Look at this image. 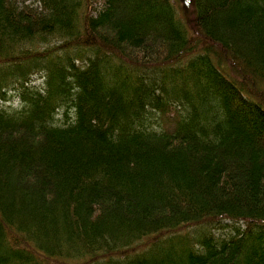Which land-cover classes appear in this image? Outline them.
Returning <instances> with one entry per match:
<instances>
[{
	"label": "trees",
	"instance_id": "trees-1",
	"mask_svg": "<svg viewBox=\"0 0 264 264\" xmlns=\"http://www.w3.org/2000/svg\"><path fill=\"white\" fill-rule=\"evenodd\" d=\"M190 2L0 0V264H264V0Z\"/></svg>",
	"mask_w": 264,
	"mask_h": 264
},
{
	"label": "rangeland",
	"instance_id": "rangeland-1",
	"mask_svg": "<svg viewBox=\"0 0 264 264\" xmlns=\"http://www.w3.org/2000/svg\"><path fill=\"white\" fill-rule=\"evenodd\" d=\"M174 1V3H175V8H176V10L178 11V12H181L182 13V16H183V12H182V10L184 11V13H186V15L189 17V12L190 11H192V6H191V0H173ZM189 2V3H188ZM177 15H178V13H177ZM179 16V15H178ZM189 19H190V17H189ZM196 41H201L199 38H194ZM200 43V42H199ZM57 51H59V50H57ZM218 51L219 50H214V52L216 53H218ZM222 57V56H221ZM223 58V61H225V62H227L226 61V59L224 58V57H222ZM229 66H232V65H229ZM222 67L223 68H226L225 67V65H222ZM236 72L237 70H235V68L232 66V73L233 72ZM236 73H238V71L236 72ZM247 79V78H246ZM261 81H263L264 82V80H262V79H260V78H256L255 80H249V79H247V82L252 86H254L256 89H258V90H262V91H264V86H261ZM254 82V83H253ZM36 82L34 81V82H32V84H35ZM261 94V93H260ZM6 102H7V104H10V103H12L13 101L11 100H5ZM4 101V102H5ZM259 101V100H258ZM260 102V101H259ZM262 103V102H261ZM217 223H220V222H217ZM212 226H213V224L212 225H205V226H201L200 228H194V226H188V227H185V228H183L182 229V231L183 232H181L180 234H182V233H184V232H186V231H190L189 232V234L191 233V234H197V231H198V234L199 233H201L202 232V229H210V231L211 232H213L214 233V235H216V233L218 234L220 231H222L223 229H214V227H216V226H214L213 228H212ZM242 226H244V225H242ZM217 232H216V231ZM190 234V235H191ZM15 236L14 234H11V235H9L8 236V239H9V241H11V243H13V244H17L18 246H27V244L24 242V241H17L16 239H14V242H12V240L9 238L10 236ZM183 236H185V235H181V236H178L179 238H182ZM160 240H164V239H166V237H164V238H159ZM148 242V239L146 238V237H144V238H142L141 240H139L138 242H136V243H134L133 245L134 246H136V250L137 251H140L142 248H144V246H146V245H148V244H150V243H147ZM45 261L46 260H48V259H44ZM44 261V262H45ZM46 264H54V263H52V261H49V262H47ZM68 264H77L76 263V261L75 262H68Z\"/></svg>",
	"mask_w": 264,
	"mask_h": 264
}]
</instances>
